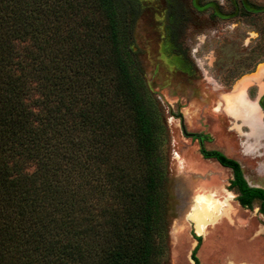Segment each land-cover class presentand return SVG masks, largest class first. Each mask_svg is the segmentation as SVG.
Here are the masks:
<instances>
[{
    "label": "trees",
    "instance_id": "obj_1",
    "mask_svg": "<svg viewBox=\"0 0 264 264\" xmlns=\"http://www.w3.org/2000/svg\"><path fill=\"white\" fill-rule=\"evenodd\" d=\"M137 11L0 0V264H162L161 115L128 49ZM200 154L264 214L235 160Z\"/></svg>",
    "mask_w": 264,
    "mask_h": 264
},
{
    "label": "rangeland",
    "instance_id": "obj_2",
    "mask_svg": "<svg viewBox=\"0 0 264 264\" xmlns=\"http://www.w3.org/2000/svg\"><path fill=\"white\" fill-rule=\"evenodd\" d=\"M135 2L128 49L161 115L162 264H193V250L199 264H264L258 202L240 207L227 190L231 171L202 158L193 137H203L205 152L235 160L245 182L264 190V137L253 150L245 146L254 132L264 136V0ZM209 199L223 212L197 232L189 216Z\"/></svg>",
    "mask_w": 264,
    "mask_h": 264
},
{
    "label": "bare ground",
    "instance_id": "obj_3",
    "mask_svg": "<svg viewBox=\"0 0 264 264\" xmlns=\"http://www.w3.org/2000/svg\"><path fill=\"white\" fill-rule=\"evenodd\" d=\"M245 105L248 109L249 120L254 127H256L257 121L254 118L253 109L249 105ZM222 212V207L219 206L215 200L209 199L203 204L198 203L194 206L192 214L189 216V220L194 224L197 232H202L204 228L210 224L211 220L220 217Z\"/></svg>",
    "mask_w": 264,
    "mask_h": 264
},
{
    "label": "flooded vegetation",
    "instance_id": "obj_4",
    "mask_svg": "<svg viewBox=\"0 0 264 264\" xmlns=\"http://www.w3.org/2000/svg\"><path fill=\"white\" fill-rule=\"evenodd\" d=\"M258 105V104H257ZM246 112V111H245ZM246 116L247 115H245L244 116V120H245V122L247 123H249V121L247 120V118H246ZM261 128V127H260ZM262 129V128H261ZM263 130V129H262ZM255 134L254 135H256V136H254L253 138H252V140L251 141H249L247 144H245V146L247 147L248 145H249V147H250V149H254V148H252V142L253 141H256V140H258V139H260L261 137H264V136H262V135H260L259 133H263L262 131L260 132H254ZM260 135V136H259ZM259 136V137H258ZM193 137L196 139V141L198 142V144H199V152L201 151V150H203V149H201V145H202V143H203V137L202 136H200V135H197V134H194L193 135ZM259 141V140H258ZM250 149H248V150H250ZM204 151V150H203ZM201 155V154H200ZM202 157V156H201ZM203 158V157H202ZM213 160V159H212ZM218 164V163H217ZM219 165V164H218ZM220 166V165H219ZM221 167V166H220ZM222 168H224V167H222ZM248 183V182H247Z\"/></svg>",
    "mask_w": 264,
    "mask_h": 264
},
{
    "label": "crops",
    "instance_id": "obj_5",
    "mask_svg": "<svg viewBox=\"0 0 264 264\" xmlns=\"http://www.w3.org/2000/svg\"><path fill=\"white\" fill-rule=\"evenodd\" d=\"M264 89V88H263ZM262 95H264V94H262ZM232 178V177H231ZM231 178L229 179V180H231ZM244 178V177H243ZM228 180V181H229ZM245 180V179H244ZM228 181H227V185H228ZM248 185V184H247ZM249 186V185H248ZM249 187H252V186H249ZM255 188H258V187H255ZM237 202V201H236ZM238 204V203H237Z\"/></svg>",
    "mask_w": 264,
    "mask_h": 264
}]
</instances>
